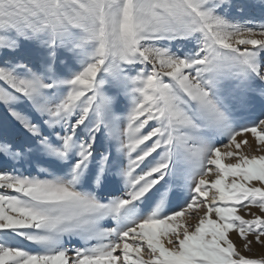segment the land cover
Instances as JSON below:
<instances>
[{"label":"snow or ice","instance_id":"obj_1","mask_svg":"<svg viewBox=\"0 0 264 264\" xmlns=\"http://www.w3.org/2000/svg\"><path fill=\"white\" fill-rule=\"evenodd\" d=\"M251 7L0 0V264H264Z\"/></svg>","mask_w":264,"mask_h":264},{"label":"rangeland","instance_id":"obj_2","mask_svg":"<svg viewBox=\"0 0 264 264\" xmlns=\"http://www.w3.org/2000/svg\"><path fill=\"white\" fill-rule=\"evenodd\" d=\"M231 2L233 3V5L235 4H245V5H252L253 7L249 8L248 11L255 15V16H259L260 15V10L258 7H255L256 5H258L259 3V0H231ZM231 11L235 14V8L233 7V9H231ZM257 23H260L259 20H257ZM250 47V46H249ZM167 80V78H165ZM126 101L122 100L120 105H119V108L120 109H124L125 106H126ZM119 116L122 117V121L119 122L118 126L119 127H126L127 125V112L124 111V112H118L117 113ZM0 122H6L7 123V126L10 130V132L12 133L13 136H16L18 135V131H17V126H15L12 121H11V118L10 117H7V114L5 113L4 109L3 108H0ZM247 138L250 142H253V138L251 137L250 134H247ZM107 144H106V141L104 139V136L101 135L100 137V140L98 141V144H97V147L98 148H103V147H106ZM223 150V149H222ZM244 151L245 152H248V149L247 148H244ZM256 154H260V153H256ZM225 162H228L227 160ZM13 167V162L11 161H7L6 158L4 157H0V168H3V169H6V170H11ZM16 168H18L22 173L24 174H36L34 168L30 165H28L27 163L23 164V166L21 165H15ZM202 211L201 210V214H202ZM252 211H257L255 208L252 209ZM240 215H245V210L241 209L240 210ZM246 219L248 218H251L250 216H245ZM195 222V221H193ZM114 226V225H112ZM232 238L235 239V234H232ZM259 247L257 246L256 248V251H259ZM245 255H247V253H245ZM145 258L147 259V256H145Z\"/></svg>","mask_w":264,"mask_h":264}]
</instances>
